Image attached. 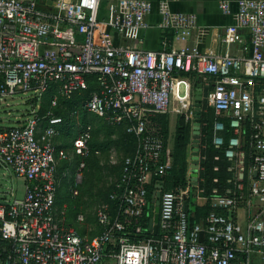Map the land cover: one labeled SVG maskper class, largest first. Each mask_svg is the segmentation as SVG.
<instances>
[{"label":"built area","instance_id":"built-area-1","mask_svg":"<svg viewBox=\"0 0 264 264\" xmlns=\"http://www.w3.org/2000/svg\"><path fill=\"white\" fill-rule=\"evenodd\" d=\"M104 2L107 12L101 19ZM219 7L229 13L227 2ZM151 10L148 0H0V104L19 92L41 97L53 87L52 109L60 99L86 91L92 80L95 89L83 111L123 126L136 141L108 196L112 206L102 204L96 215L98 232L87 239L59 222L54 210L57 163L78 158L70 187L75 198L91 154V128L83 127L70 149L58 148L54 139L65 121L51 110L40 117L39 106L22 124L0 128V161L24 182L22 198L0 203V237L7 242L0 264H264V0H239L237 23L223 31L225 48L238 45L240 55L226 51L217 56L187 46L142 50L133 41L149 27L146 17ZM158 13L157 26L172 30L175 40L186 41L193 29L190 18L172 12L168 0L158 1ZM241 30L247 32L248 42ZM182 73L214 77L213 111L228 118L233 132L224 151L229 162L238 157L243 121H250L256 173L250 196L263 209L244 230L214 210L190 224L183 209L188 189H162L157 233L144 229L145 216L148 226L150 220L147 186L169 169L159 117L170 112L175 76ZM232 75H240L241 81L231 80ZM254 82L260 84L259 94L243 102L241 92ZM191 107L183 115H190ZM78 114L76 110L71 116ZM42 120L47 125L42 126ZM223 130V122L215 121L216 148L224 145ZM237 200L235 190L227 189L211 199L212 208L231 211ZM76 221L83 222V215H76Z\"/></svg>","mask_w":264,"mask_h":264},{"label":"crops","instance_id":"crops-1","mask_svg":"<svg viewBox=\"0 0 264 264\" xmlns=\"http://www.w3.org/2000/svg\"><path fill=\"white\" fill-rule=\"evenodd\" d=\"M152 3L151 13L146 17V21L149 24V27L143 30H140L136 39L133 43H137L139 48L142 50H150V51H168L170 48H181V47H189L195 48L200 53H211L217 56L223 55L226 51H228L231 55H240L241 52L239 50L238 45L231 46L228 50L225 48L222 43V34L224 29L227 26L235 25L237 23V2L239 0H168L170 10L174 13H182L187 15L190 18V25L193 26L191 30L190 36L184 42H179L175 40L174 33L172 30L168 29H160L157 25L159 24L161 18L158 13V1L159 0H148ZM221 2H227L229 5V13H223L220 9L219 4ZM202 30L203 34L198 35V31ZM242 38L245 42H248V34L246 31L241 30ZM190 76H175L174 86L171 92V110L166 115L167 123H168V133L166 137V146L165 150L167 153V157L171 159L170 155L174 147V138L175 131L178 125V122L185 110L188 106H192L193 95L196 90H199L201 93V106L202 110L207 113L209 110H213L212 108V96L214 92L213 87V76H199L190 74ZM231 80L241 81L240 75H232L230 76ZM249 86V85H248ZM247 86V87H248ZM249 88V87H248ZM251 89V91H250ZM260 92V84L258 82H254L253 85L246 92H241V97L243 102H246L249 97H254L256 94ZM250 94V95H249ZM247 107V106H245ZM216 116V115H215ZM189 115L185 116V123L189 124L191 131V120H189ZM171 118H174L175 127L173 135L170 134V121ZM184 118V117H183ZM249 121L247 118L244 121ZM257 117L255 116V121ZM243 121V122H244ZM23 121H19L16 125L22 124ZM250 125V121L248 122ZM13 127V126H10ZM0 128H8L1 127ZM262 133L264 134V126L262 127ZM245 135L244 129H242L240 133V147L246 146V151H238V157L231 162L233 181H237L234 179L235 176L241 180V182H235V185L232 184L231 189L235 190L237 194V206L232 211V221L237 224L242 230L245 229L247 223L252 219L256 218L261 210L263 209V205L259 204L250 196V185L253 180L256 179V173L253 169L252 165V157H253V148L251 143V138L249 135V142L245 143L243 141ZM201 137V135H200ZM58 137L54 139V143L59 148H65L67 145H63L58 143ZM190 147H191V136L189 137L188 145H187V161L190 165ZM70 149V148H69ZM243 162V170H241L240 162ZM72 163L71 161H58L57 163V180H58V188L59 191L64 189V186L69 182L72 176ZM190 168H189V179H190ZM198 177V171H197ZM198 181V179H197ZM71 196V197H70ZM73 199L71 195V190L69 191V195L66 196L69 202ZM58 200V195H57ZM56 200V203H57ZM7 201L5 198L0 200V202ZM67 202V203H69ZM206 202L205 198L197 196L196 197V205L202 206ZM211 202V207L212 201ZM55 203V216L57 219L60 218L58 215L57 204ZM64 210L66 209V204H64ZM71 209V208H70ZM58 215V216H57ZM264 221V215L261 217ZM79 224L82 222H77L76 217L70 222H67L66 225L73 226L76 228L77 232L89 239L85 234L79 232Z\"/></svg>","mask_w":264,"mask_h":264},{"label":"rangeland","instance_id":"rangeland-1","mask_svg":"<svg viewBox=\"0 0 264 264\" xmlns=\"http://www.w3.org/2000/svg\"><path fill=\"white\" fill-rule=\"evenodd\" d=\"M107 5V2L102 3L101 19L106 15ZM40 103V95L34 92H19L8 101H2L0 104V126L10 127L16 125L19 121H24L32 110H37ZM61 109L67 112V108L61 107ZM90 115L78 114L77 118L70 116L66 120V125L62 127L63 131L58 138V143L69 145L84 126H89L92 133L91 143L96 146L100 145L101 148H96L97 151L93 152L88 158L86 168L78 184V195L72 200L70 196L71 202L66 198L73 184V178H70L64 189L57 192L56 207L60 216L58 220L65 225L75 219L76 215H83L84 221L79 224V232L88 237H93L98 232L97 212L105 202L112 186L118 180L122 161L132 153L136 141L126 136L121 129H111L109 131L103 121ZM174 127V118H171V135H173ZM165 157L170 168L171 159L167 157L166 150ZM73 166H75L74 162H72ZM23 194V180L18 178L10 167L0 161V200L5 198L8 202H11L14 199L22 198ZM64 204H66L65 210L63 209Z\"/></svg>","mask_w":264,"mask_h":264},{"label":"trees","instance_id":"trees-1","mask_svg":"<svg viewBox=\"0 0 264 264\" xmlns=\"http://www.w3.org/2000/svg\"><path fill=\"white\" fill-rule=\"evenodd\" d=\"M181 75L192 77V75L185 74V73H182ZM94 89H95V83L94 81L91 80L89 82V86L86 91L76 94L73 98L68 99V100L60 99L58 102V105L50 109V100L54 92V89L52 87L51 89H49V91H47L41 96V103L39 106L38 115L41 117L45 114L46 111L51 110V112L54 115L60 116L64 119L65 125H66V120L70 118L73 111L78 110L79 115H83V116L90 115L87 112L83 111L82 106L86 98L89 96V94ZM61 107L67 108V112L65 110H62ZM90 116H93V115H90ZM93 117L96 119H99L95 116ZM166 117H167L166 115L159 117V122L161 123L163 133L165 136V146H166V137L168 133V123H167ZM99 120L103 121L102 119H99ZM215 121L223 122V126H224V130L221 133L223 140H224V145L220 148H216L212 142L213 126H214ZM248 122L249 121L247 120L242 123V129H244V132H245V135H243L245 136L243 141L245 140V143L247 142V144L249 142V135H251V132H252L250 125H247L249 124ZM41 125L42 126L47 125V121L42 120ZM105 125L107 126L106 128L109 131L111 129H121L123 130V133L126 136L134 139L132 136L126 134L123 126H112L107 123H105ZM62 127L60 128L61 132L63 131ZM200 135L201 137H200V158H199V169H198V181L195 187L190 185V179L188 175L189 164L187 161V154H186L187 145H188V141L190 137V126L189 124L185 123L183 117L180 118L176 131H175L174 147L170 155L171 157L170 168L166 171L165 176L161 180L154 179L147 186V198L149 201L151 200V195L155 191V185L158 181L163 182V190L165 191H173L175 189H188V192L185 195V199H184L186 203L184 211L187 215V218L190 224L200 222L212 210H214L216 213L220 215H224L228 217L229 215L228 210H225L222 208H212L210 201L215 196L225 195L226 190L231 189L232 187V184L228 183V180H231V179L233 180V174H232L233 172L232 170H228L231 167V162H229L224 156V151L227 146L228 140L229 138L233 136V132L231 128L229 127L228 118L215 116V113L213 110H209L207 113H205L202 110L201 116H200ZM91 137H92V133H91ZM91 142L92 140L90 139V142H89V147L91 151L90 156L93 154V152L97 151L96 148H101L100 145L96 146ZM71 145H72V141L70 142L69 146L65 147V149L71 148ZM245 147L246 146L240 147L239 151L245 152L246 151ZM78 161H79L78 158L74 157L72 162H74L76 166ZM87 161L88 159H86V163ZM75 166H73L72 168L70 167L72 169L71 179L73 178V172H74ZM234 179L241 182V180L238 179L237 176H235ZM112 189H113V186L110 192L112 191ZM213 190H216V193H213ZM108 196L105 202H109ZM197 196L205 198L206 202L204 203V205L202 206L196 205ZM56 200H57V196H56ZM110 204L112 206V203ZM147 212H148V209H147ZM145 222L146 224L144 226V229L148 230V218L146 216H145ZM4 249H7V242L2 240L0 237V252H2Z\"/></svg>","mask_w":264,"mask_h":264},{"label":"water","instance_id":"water-1","mask_svg":"<svg viewBox=\"0 0 264 264\" xmlns=\"http://www.w3.org/2000/svg\"><path fill=\"white\" fill-rule=\"evenodd\" d=\"M202 106H201V93L199 90H196L192 99V107L188 113H190L189 120H191V147H190V185L195 187L197 185V171L199 169V158H200V116H201ZM185 119V115H183ZM243 165V162H241ZM243 170V167H241ZM163 189V182L155 186V191L151 195V200L149 204V226L148 232H151L152 235H156L158 229V212H159V198L160 191ZM5 203V202H0ZM186 203H183V209L185 210ZM229 219L232 218V212L228 211ZM146 238L148 235L145 236ZM199 241H203V234L200 233Z\"/></svg>","mask_w":264,"mask_h":264}]
</instances>
